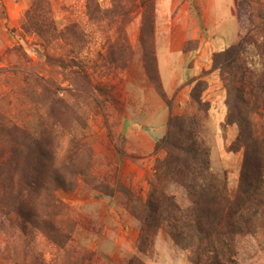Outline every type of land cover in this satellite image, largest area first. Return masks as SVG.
Returning <instances> with one entry per match:
<instances>
[{
  "label": "rangeland",
  "instance_id": "obj_1",
  "mask_svg": "<svg viewBox=\"0 0 264 264\" xmlns=\"http://www.w3.org/2000/svg\"><path fill=\"white\" fill-rule=\"evenodd\" d=\"M240 41L238 61L263 82L264 0H0V210L25 156L30 185L26 221L0 211V264H194L138 214L172 117L238 197L244 149L224 125L213 58ZM162 187L191 206L183 188ZM237 212L227 207L202 262L264 264V214L244 224Z\"/></svg>",
  "mask_w": 264,
  "mask_h": 264
},
{
  "label": "trees",
  "instance_id": "obj_2",
  "mask_svg": "<svg viewBox=\"0 0 264 264\" xmlns=\"http://www.w3.org/2000/svg\"><path fill=\"white\" fill-rule=\"evenodd\" d=\"M242 46L243 41H240L213 58V68L220 70L226 92L224 125L237 127V143L244 149L235 202L229 201L225 186L210 171L207 155L198 146L189 122L183 117H172L167 121L165 136L154 149L155 152L164 151L166 157L156 163L153 181L149 182L147 202L138 214L146 226L153 229L164 227L177 246H183L194 255V264H221L214 260L202 262L200 256L204 251L203 243L210 242L227 207L238 210L244 224L249 223V217L256 216L257 212L264 214V114L259 112L260 108L264 111V81L253 85L247 77V69L238 61ZM147 60L146 57L145 67L150 62ZM255 115L263 120L259 130L253 121ZM11 128L14 133L23 132L16 125H11ZM24 137L26 143V133ZM8 154L12 162L16 153L10 151ZM24 168L22 176L13 181L11 189L4 193L5 197H10L12 209L0 211L12 212L18 220L26 221V196H29L27 190L30 187L26 179V156ZM163 184L183 188L191 206L187 209L179 207L174 197L163 189ZM106 194L113 196L111 191ZM253 209L255 212L252 214Z\"/></svg>",
  "mask_w": 264,
  "mask_h": 264
}]
</instances>
